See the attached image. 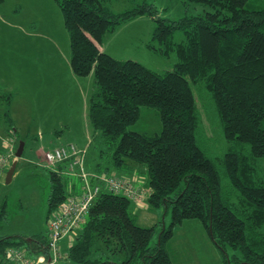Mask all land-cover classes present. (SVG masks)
<instances>
[{
	"label": "trees",
	"instance_id": "trees-1",
	"mask_svg": "<svg viewBox=\"0 0 264 264\" xmlns=\"http://www.w3.org/2000/svg\"><path fill=\"white\" fill-rule=\"evenodd\" d=\"M183 1L213 9L165 19L145 1L113 12L105 0H59L71 69L77 75H93L87 102L89 144L94 137L101 139L110 149L109 165L121 171L144 166L147 204L171 206L169 226L161 228L158 240L151 243L154 226L135 222L128 211L132 200L102 188L62 256L69 264H173L164 244L173 226L185 218L201 220L228 263L264 264V7L248 8L247 0ZM142 13L155 20L151 36L158 45L152 50L176 54L172 68L157 71L100 49L105 33ZM177 30L183 39L175 40ZM200 84L208 92L206 100L197 97L195 87ZM11 97L10 92L0 95V120H10ZM141 105L158 108L159 133L127 128L138 118ZM211 106L227 142L215 159L208 153L201 111ZM46 169L51 213L69 190L62 174ZM4 206L0 225L8 219ZM47 235L46 229V234L29 237L0 236V264H7L10 246L48 256ZM228 247L237 251L231 257ZM99 248L106 251L91 256Z\"/></svg>",
	"mask_w": 264,
	"mask_h": 264
},
{
	"label": "rangeland",
	"instance_id": "rangeland-1",
	"mask_svg": "<svg viewBox=\"0 0 264 264\" xmlns=\"http://www.w3.org/2000/svg\"><path fill=\"white\" fill-rule=\"evenodd\" d=\"M144 1L152 3L156 15L165 19L213 9L207 4L183 0H105V3L113 12H119ZM245 6L263 8L264 0H247ZM154 26L151 15L139 14L105 33L99 47L116 58H132L157 71L170 69L177 60L176 54L152 50L153 44L158 45L151 36ZM174 38L183 39V32L177 30ZM69 51L65 13L59 0H0V95L10 92L12 96L10 120H0V156L8 154L6 163L0 167V210L5 203L8 215L7 221L0 225V236L46 234L47 222L56 208L51 213L48 210L50 181L41 151L57 146L68 148L70 144L84 148L88 142L85 170L95 169L100 149L102 159L99 156L98 161L103 173H119L109 165L110 149L101 139L94 137L89 144L92 127L87 119V102L93 90V75L75 74L69 64ZM200 85L195 87L197 97L206 100L208 92ZM201 111L206 121L203 128L207 132L208 153L215 159L225 151L227 142L217 127L219 119L213 107H201ZM206 113L209 118H205ZM127 128L159 133L162 121L158 108L141 105L138 118ZM20 141L23 150L20 156H15ZM14 160L13 174L6 182V172ZM145 178L143 189L148 190L147 175ZM133 204L136 205L130 201L128 205L130 215L138 225L154 226L151 243H155L161 228L170 224L171 206H150L144 201V205L133 209ZM164 246L173 264H230L198 218H185L175 224ZM93 250L91 256H98L105 249ZM227 251L230 257L237 252L229 247ZM57 264L69 262L60 257Z\"/></svg>",
	"mask_w": 264,
	"mask_h": 264
},
{
	"label": "built area",
	"instance_id": "built-area-1",
	"mask_svg": "<svg viewBox=\"0 0 264 264\" xmlns=\"http://www.w3.org/2000/svg\"><path fill=\"white\" fill-rule=\"evenodd\" d=\"M85 150V148L70 144L68 148L57 146L42 152L45 168L48 167L60 174L68 173L78 177L80 186L77 191L67 193L47 222L48 256L40 254L33 259L23 247L10 246L6 251L7 264H54L62 257L61 239L68 235L73 236L81 227L94 198L102 188L121 193L132 201L146 197L145 191L125 176L86 171L84 168ZM7 158L8 154L0 156V167L6 163Z\"/></svg>",
	"mask_w": 264,
	"mask_h": 264
},
{
	"label": "crops",
	"instance_id": "crops-1",
	"mask_svg": "<svg viewBox=\"0 0 264 264\" xmlns=\"http://www.w3.org/2000/svg\"><path fill=\"white\" fill-rule=\"evenodd\" d=\"M100 49H101V47H100ZM11 100H12V97H11ZM10 103H11V101H10ZM10 103H9V105H10ZM88 141H89V136H88ZM87 144H88V142H87ZM86 145L84 147L85 149H86ZM42 152L43 151H41V154H42ZM118 170L119 169H117V173L118 172L119 173L117 175L125 176L129 180L132 179L131 181L134 183V185H136L137 187L141 188L142 190H144L146 188L143 185L144 183H146V181H145L146 180V178H145L146 171H145V167L144 166H142V165L135 166V167H133V169L131 171L126 172V174L123 173V170L122 171L121 170L118 171ZM91 172L107 174V173H103L104 171H102L101 168H100V170H97L96 165H95V169L93 171H91ZM62 174H63L62 175L63 178H65L66 182H67V185H66L67 190H69L71 192L77 191L79 189V186H80L79 178L76 177V176H73L71 174H68V173H62ZM144 191L146 193V197H144V198H142V199H140L138 201H133V202L136 203V205L133 204V207H132L133 209H135L136 207H138L140 205H144V201L147 202V195L149 193V186H148V190H144ZM64 239H66L68 241V246L67 247H66V242L67 241L64 240ZM62 240H64V241H62ZM71 240H73V236H71V235L65 236L64 238L61 239L60 249H61V252H64V255L67 254L68 248H69V246H70V244L72 242ZM39 255H40V253L33 252V253L30 254V257L36 259ZM59 259L56 260V262H54V264H57Z\"/></svg>",
	"mask_w": 264,
	"mask_h": 264
},
{
	"label": "water",
	"instance_id": "water-1",
	"mask_svg": "<svg viewBox=\"0 0 264 264\" xmlns=\"http://www.w3.org/2000/svg\"><path fill=\"white\" fill-rule=\"evenodd\" d=\"M22 150H23V142L20 141V142L18 143V146H17L15 152H14L15 156H20L21 153H22ZM15 165H16V160H14V161L10 164V166L8 167V170H7L6 175H5V181H6V182L10 181L11 176H12L13 171H14V168H15Z\"/></svg>",
	"mask_w": 264,
	"mask_h": 264
}]
</instances>
